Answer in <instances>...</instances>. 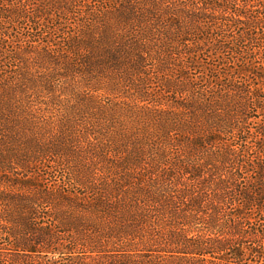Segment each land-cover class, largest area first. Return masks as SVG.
Segmentation results:
<instances>
[{
	"label": "trees",
	"instance_id": "1",
	"mask_svg": "<svg viewBox=\"0 0 264 264\" xmlns=\"http://www.w3.org/2000/svg\"><path fill=\"white\" fill-rule=\"evenodd\" d=\"M48 14L60 33L55 58H69L61 76L83 74V86L97 90L100 73L114 72L136 92L139 117L156 123H137L127 143L104 138L108 124H78L75 138L92 160L74 179L88 192L65 210L57 188L41 194L22 174L31 172L28 156L9 160L0 147L8 182H0V240L8 246L0 264H23L32 252H49L47 264H245L243 242L258 235L247 223L264 220V59L262 67L255 61L264 58V0H36L31 11L25 1L0 0V30ZM2 38L0 58H24ZM224 52L232 65L221 67ZM254 68L261 74L247 75ZM149 70L173 100L147 85ZM1 82L0 146L18 140L13 124L23 111H11L3 95L16 79ZM48 202L56 221L49 230L34 220L36 204ZM255 255L264 260V250Z\"/></svg>",
	"mask_w": 264,
	"mask_h": 264
},
{
	"label": "rangeland",
	"instance_id": "2",
	"mask_svg": "<svg viewBox=\"0 0 264 264\" xmlns=\"http://www.w3.org/2000/svg\"><path fill=\"white\" fill-rule=\"evenodd\" d=\"M23 1L29 5L31 11L36 0H20L22 3ZM15 3L18 4L16 1ZM34 20L36 23H33L32 20H30L31 22L25 19L18 20L10 25V29L0 30L4 44L10 46L12 43V46H19L23 49V52L27 53L23 55L24 58H18L17 60L0 58V77L4 79H0L2 81L1 85L7 80V84L9 83V86H11V81L16 79V85H12L11 88L8 87L3 95L7 97L8 101L11 100V111L17 113L18 109L23 110H20L21 117H15L17 119L16 124L12 125L16 133L15 137L17 136L18 140L11 142L7 139L0 147L5 150L9 160L15 161L17 158L28 156L27 162L30 165L28 168L31 172H23L22 174H25L29 178L28 180L36 185L35 188H38L41 194L45 192L46 194L53 193V188H57L56 193H62V196L67 200L66 203L59 205L64 208L67 204H74L88 192L84 185L74 179L75 176H78L79 171L89 167L91 164L89 162L92 160V150L89 145H86L84 138L81 137V140L75 138L77 135L75 136L74 133H82L79 125L88 122L90 127L94 123V126L100 128V125L108 124V128L105 129L111 136L105 135L103 137L107 140L127 143L134 139L133 133L137 129V123L143 125L144 123L155 124L156 122L147 116H144L147 117L145 119L139 117V114L143 112L140 108V101L135 99L136 92L129 88L127 82H122L119 75L113 74L114 72L103 71L102 74L99 72L100 76L97 78V83L100 84V87L97 90H92L91 87L87 86V83L83 86V82H89L83 74L71 71V77L67 76L65 79L64 76H61L62 74L59 71H64V69H60V64L63 65L69 58H55L54 49L56 48L53 39H57L60 35L57 32L58 30L51 28L55 21L49 19V14L45 18H35ZM8 31H10L11 36L19 33L21 38L16 40L15 37H12L13 39H10L12 42H10L9 38H6V35H9L7 34ZM38 37L39 39H37ZM43 52L48 55L43 54ZM201 57L200 59L203 60L199 59L201 62L211 61V58L208 60L203 55ZM223 57L225 59L221 62L225 63L220 65L221 67H224V64L232 65L227 63L228 60H231L227 53L224 52ZM263 59L255 58V61H260L258 66L255 63L257 67L263 66ZM150 63L149 59L144 61L142 68L145 67V64L149 66ZM187 71L190 75H200L193 69ZM146 72H148L149 80L147 85L160 92L162 96L160 98H163V100H173V93H168L157 86L155 73L152 70L145 71V74ZM227 73L234 74L230 71ZM256 73L261 74V69L254 68L253 73L249 72L247 75L256 77ZM212 74L216 73L212 72ZM143 76L140 75L139 78L146 79ZM51 81L52 86L50 85ZM137 82L136 80L135 83ZM62 88L65 91H58ZM59 93L62 96L60 103L53 100V97ZM259 94L264 96V90L259 91ZM15 99H17L16 104ZM110 107L114 108L115 111L110 110ZM85 110L88 111L85 112ZM106 114H110V118L104 117ZM90 115L92 118L89 119ZM62 125H64V128ZM111 125H113V128L110 127ZM4 132L7 133L6 129ZM176 132L178 131H173L171 135L177 136ZM12 146L14 147L12 148ZM9 149L15 159L8 155ZM11 149H15V151H11ZM4 162L8 161L5 160ZM9 166L14 165L9 161ZM12 172L13 169L10 173ZM3 175L4 173L0 169V182L8 188V182L5 183L7 179ZM10 175L14 177L15 173ZM13 188L14 186L10 185V189ZM27 194L31 196L32 192L29 191ZM35 207L34 220L39 227L43 226L49 230V220L51 225L56 224L54 219H50L53 210L49 208V202L36 204ZM247 225L252 230L257 228L258 235L244 240L243 243L246 248L243 250L247 261L243 260V262L245 264H264V260L260 261V258L255 255L264 250V232L262 231L264 220H253ZM53 229L62 231L59 226H53ZM3 240H0V247L6 250L8 246L5 243L6 241ZM229 255L231 256V254ZM28 256L27 262L23 264L49 263V252H32Z\"/></svg>",
	"mask_w": 264,
	"mask_h": 264
}]
</instances>
